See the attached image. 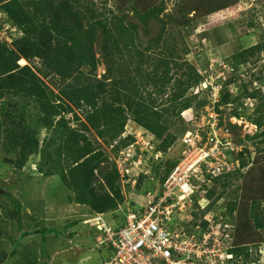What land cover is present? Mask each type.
Segmentation results:
<instances>
[{
  "label": "trees",
  "instance_id": "trees-1",
  "mask_svg": "<svg viewBox=\"0 0 264 264\" xmlns=\"http://www.w3.org/2000/svg\"><path fill=\"white\" fill-rule=\"evenodd\" d=\"M81 2L0 0V13L15 28L14 32H7L10 44L0 41V151L21 172L25 171L28 160L32 163L40 160L34 169L39 175L30 173L27 180L59 177L69 192L68 203L85 206L90 214H109L123 205L124 196L116 167L107 153L98 147V141L102 140L108 147L118 141L112 150L110 148L112 154L126 149L135 142L132 136L121 138L126 123L131 121L158 141L154 150L165 154L177 141L169 127L175 120H180V114L193 108L194 104L197 112L208 105L206 101L195 103L196 95L186 97L190 89L203 83V77L189 65L188 72L176 80L167 96L172 80L170 66L174 64L180 69L173 63L177 58H174V48L168 49L169 60L160 59L151 72L147 70L150 63L147 54L152 53L155 46H160L168 24L186 28L203 18L232 9L240 0H177L165 20L160 19L166 10L165 0H114L113 9L101 12L94 8L91 0L80 5ZM130 13L135 22L126 20ZM150 22L160 23L161 28L157 37L142 48L139 29L146 31ZM261 52H264V43L244 50L239 54L241 64H247L250 58ZM100 65L105 73L97 79L96 70ZM221 78H218L220 86H216L220 87L221 93L213 105L214 112L218 117L222 114L219 107H231L229 117L240 118L236 105L238 99L231 100V95L223 91L225 86H233L237 77ZM46 79H54L58 84L57 92L45 84ZM147 87H152V91ZM164 96L166 100H162ZM243 96L258 102L253 116L247 118L256 127L257 136L264 137V96L258 90L249 92L246 85H243ZM7 97L19 98L26 106L33 103L38 113L28 119L24 106L17 110L20 118L16 115L9 118L5 111ZM68 116L72 119L66 118ZM73 123H78L79 128L70 127ZM220 126L217 118V127ZM228 127L236 128L233 125ZM38 128L41 130L37 131ZM45 131H51V135L42 136ZM90 133L94 135L93 139L88 136ZM147 151L136 146L133 159L141 154L147 158ZM233 153L224 152L227 157ZM246 153L244 148L236 154L240 169L247 166L243 159ZM178 162H164L163 173L154 170L153 166L150 168L151 178L162 184ZM227 163L233 164L228 160ZM230 171L223 170L224 175L216 176L205 174L210 185H218L222 190L214 203L223 198L225 189L237 177V172ZM148 178L140 175L135 188L137 192L145 193L141 184ZM210 185H202L205 192L202 196L206 200L215 196ZM11 199L12 210L19 217L25 200L20 203L17 197ZM236 210L235 202L226 206L229 217ZM192 215L191 229L195 227L200 231L190 233L200 235L199 232L207 230L208 224L198 221V214ZM203 216L204 213L199 218ZM237 217L228 251L235 259L227 264H236L238 258L242 259L241 264H247L251 241L264 242V208L260 200H252ZM39 232L21 233L20 237L23 239ZM14 255L15 249H12L9 257ZM30 264L36 262L31 260Z\"/></svg>",
  "mask_w": 264,
  "mask_h": 264
},
{
  "label": "rangeland",
  "instance_id": "rangeland-1",
  "mask_svg": "<svg viewBox=\"0 0 264 264\" xmlns=\"http://www.w3.org/2000/svg\"><path fill=\"white\" fill-rule=\"evenodd\" d=\"M85 1L88 0H82L80 5ZM91 1L99 12L109 8L113 9L114 0ZM176 1L165 0L166 10L160 19H166ZM126 20L135 22L131 13ZM250 23L253 24L252 27L249 26ZM160 28V23L150 22L146 31L139 29L142 48L157 37ZM4 31H15V28L0 13V41L9 43ZM162 40L159 47L155 46V50L147 54L150 58L147 70L151 72L153 66L160 59L169 60L168 51L170 50L168 49L174 48L176 50L174 58H177L173 63L180 66V69L174 64L170 66L169 74L172 75V80L169 90L166 92L167 96L176 80L181 79V76L188 72L187 65H189L203 77V83L190 89L186 97L196 95L195 103L206 101L208 105L202 112H197L194 104L193 108L180 114V120H175L169 127L170 131L177 136V141L165 154L154 150L158 141L131 121L126 123L123 134L128 133L125 138L139 136L145 141H155L154 144L150 143L151 149L146 152L148 157L144 160L147 161L149 168L154 166V170L159 169L162 173L164 172V162L168 160L180 162L183 159L185 149L181 146V138L184 131L198 135L202 143H210V140L216 137L223 144L228 143L233 148H237L234 155H228V157L225 155L226 159L233 163L230 172H237V177L233 178V182L225 189L223 198L213 202L222 190L218 185L214 187L211 184L210 187H213L215 192L214 198L206 200L199 195L195 196L187 210L183 214L173 215V222H171L174 228L176 226L183 229L186 234L190 235L195 234L190 233L192 230L193 232L200 231L195 227L191 229V223L194 221L192 213L198 214L199 217L204 213L203 218L207 215L215 218L222 216L223 220L228 222L227 224L231 227L230 234L234 237L238 212L244 206L250 205L252 200H260L261 206L264 208V176L261 175L264 174V137L257 136L256 127L247 118L253 116L258 102L243 96V85L247 86L249 92L258 90L264 96V52L250 58L247 64H241L239 59V54L244 50L264 43V0H240L232 9L203 18L186 28L168 24ZM95 52L98 58V45L95 46ZM117 61L121 62L118 59ZM104 73L103 65L98 66L96 78L101 79ZM221 75H225L224 78H221L222 80H226L227 77H237V82L233 86H225L223 91H227L231 95V100L238 99L236 105L240 118L229 117L231 107H219L222 114H218V117L213 110V105L217 103L221 93L218 82ZM53 80L46 79L44 82L51 90L57 92L58 84ZM217 85L219 86L216 87ZM151 88L147 87V90L151 92ZM143 95L146 94L143 93ZM6 99L5 111L8 112L9 118L11 115L20 118L17 110H21L24 106L27 108L28 119L38 113L37 107L34 108L33 103L26 106L25 102L19 98L7 97ZM163 99L166 100V96ZM211 114L216 116V120L220 119V127H212V122L211 125L207 123ZM66 118L72 119L71 116ZM228 125H233L236 128L230 129ZM70 127L79 128V124L73 123L70 124ZM2 129L5 127L3 126ZM38 130L41 129L38 128ZM46 135H51V131H45L42 136ZM88 136L91 139L94 138L92 133ZM121 137L125 139L123 136ZM137 139L134 138V140ZM108 146L102 140L98 141V147L107 153L111 162H114L117 156L112 154ZM211 146L209 145L207 148ZM244 148L247 149V153L243 156L247 166L240 169L236 154ZM211 156L213 157L209 159L213 161H208V173L224 175V172L218 171V167L221 166L219 154L215 153ZM39 162L40 160L34 163L28 160L24 166L25 171L21 172L11 165V159L0 151V234L3 235L0 236V264H30L31 260L36 264H105L112 257V252L110 248L103 245L100 247L96 243V237L103 236L102 233L92 226L82 224L85 218L92 217L94 214H90L85 206L68 203L69 192L62 186L59 177L45 179L43 177L40 180L28 178L27 180V175L30 173L37 174L34 169L37 168ZM156 183L158 182L150 183L145 179L141 184V190L148 191ZM124 192L123 207L121 206L124 212L126 209L133 211L145 204L146 199L143 192L132 191L129 188L124 189ZM16 197L19 198L20 203L25 200V204H22L23 212L19 217L12 210L11 198L16 200ZM234 202L237 210L232 217H229L226 213V206ZM121 207L105 214L104 218L109 227L113 228L116 223L121 221ZM199 217L198 221L203 220ZM115 219L118 220L115 221ZM34 231L40 232L38 235L21 239V233ZM197 233L196 237H201L202 233L199 232L200 235ZM251 242L249 248L251 255L247 264H264V242L258 243L255 239ZM12 249H15V255L9 257ZM222 259L227 264L228 261H233L235 258L232 256V259L228 261H225L224 257ZM235 263L241 264L242 259L238 258Z\"/></svg>",
  "mask_w": 264,
  "mask_h": 264
},
{
  "label": "built area",
  "instance_id": "built-area-1",
  "mask_svg": "<svg viewBox=\"0 0 264 264\" xmlns=\"http://www.w3.org/2000/svg\"><path fill=\"white\" fill-rule=\"evenodd\" d=\"M220 77L224 78V75ZM208 119L209 125L212 122V127H217L215 115L211 114ZM126 134L122 135L123 138ZM134 138L138 139L132 145L114 154L117 158L113 163L120 177L124 197V189L134 191L141 174L149 177L146 181L154 182L142 154L136 160L132 158L136 146L147 151L151 141H145L139 136ZM117 144L118 141L112 144L111 150ZM209 145L212 146L207 148ZM181 146L185 149L183 159L162 184L156 183L152 189L143 193L146 199L144 205L133 211L126 209V212L120 206L122 222L111 228L104 218L105 214H94L82 221L83 225L92 226L102 233L103 236L96 237V243L100 247L103 245L110 248L112 252V257L105 264H226L223 257L225 261L232 259V255L227 252L233 242L231 227L222 217H204L203 221L208 225L201 237L188 235L183 229L174 228L171 222L173 215L183 214L187 210L194 196L203 197L205 194L202 185H210L205 174L210 175L207 169L208 161H213L209 159L213 157L211 155L219 154L221 166L218 171L228 172L233 165L227 163L224 152H235L237 148L228 143L223 144L216 137L210 143H202L199 136L191 132L182 136ZM214 175L217 174L211 176Z\"/></svg>",
  "mask_w": 264,
  "mask_h": 264
},
{
  "label": "clouds",
  "instance_id": "clouds-1",
  "mask_svg": "<svg viewBox=\"0 0 264 264\" xmlns=\"http://www.w3.org/2000/svg\"><path fill=\"white\" fill-rule=\"evenodd\" d=\"M7 32H10V33H12V32H14V31H7ZM7 32L6 31H4V33H5V35H6V37L9 39V43H7V44H10L11 43V40H10V38L7 36ZM5 41H6V39H5ZM185 112V111H184ZM183 113V112H182ZM147 133V132H146ZM239 152H241V151H239ZM119 181H120V177H119ZM120 183V182H119ZM94 216V215H93ZM219 217H222V216H219ZM90 218V217H89ZM218 218V217H217ZM217 218H215L214 217V219H217ZM86 219V218H85ZM222 219H223V217H222ZM224 221V220H223ZM233 256V255H232Z\"/></svg>",
  "mask_w": 264,
  "mask_h": 264
},
{
  "label": "bare ground",
  "instance_id": "bare-ground-1",
  "mask_svg": "<svg viewBox=\"0 0 264 264\" xmlns=\"http://www.w3.org/2000/svg\"><path fill=\"white\" fill-rule=\"evenodd\" d=\"M212 110V109H211ZM213 110H214V108H213ZM203 111V109L201 110V112ZM189 133V132H188Z\"/></svg>",
  "mask_w": 264,
  "mask_h": 264
},
{
  "label": "crops",
  "instance_id": "crops-1",
  "mask_svg": "<svg viewBox=\"0 0 264 264\" xmlns=\"http://www.w3.org/2000/svg\"><path fill=\"white\" fill-rule=\"evenodd\" d=\"M19 194V193H18ZM20 195V194H19Z\"/></svg>",
  "mask_w": 264,
  "mask_h": 264
}]
</instances>
